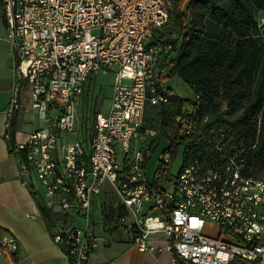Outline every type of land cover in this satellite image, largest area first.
Here are the masks:
<instances>
[{"label":"built area","instance_id":"1","mask_svg":"<svg viewBox=\"0 0 264 264\" xmlns=\"http://www.w3.org/2000/svg\"><path fill=\"white\" fill-rule=\"evenodd\" d=\"M170 3L0 0L15 57L7 111L20 109L26 83L31 107L44 123L16 141L19 168L25 176L35 174L38 186L32 192L38 202L71 219L55 224L53 234L68 264H86L97 243L91 205L105 183L125 208L120 225L141 250L155 249L153 237L162 234L172 264L264 261V174L246 169L247 148L233 127L218 125L194 139L209 114L177 115L180 134L189 139L179 171L163 174L160 188L146 176L144 165L159 129L145 125V110L167 101L156 84L165 85L175 54L164 31ZM99 70L114 74L112 95L108 111L95 115L85 144L77 137L76 108L88 77ZM171 155L167 147L158 162ZM208 224L215 226V236L205 231ZM4 249H17L13 236L0 239V254Z\"/></svg>","mask_w":264,"mask_h":264},{"label":"trees","instance_id":"2","mask_svg":"<svg viewBox=\"0 0 264 264\" xmlns=\"http://www.w3.org/2000/svg\"><path fill=\"white\" fill-rule=\"evenodd\" d=\"M259 11L264 14V0H171L170 19L164 31L175 54L167 76H180L195 98L184 99L170 87L157 83L158 92L167 101L148 104L144 117L145 125L158 128V136L169 140L171 159L177 145H189L175 117L191 114L192 119H197L209 114L208 122L194 139L206 137L218 125L233 127L247 148L246 169L264 174V18L262 22L257 18ZM151 109L156 110L157 126L147 114ZM9 143L15 147L13 130ZM153 153L151 148L146 162ZM171 159L159 161L155 167L152 181L158 188ZM39 206L43 216L52 221L47 208L40 202ZM118 207L121 217L126 211L122 204Z\"/></svg>","mask_w":264,"mask_h":264},{"label":"crops","instance_id":"3","mask_svg":"<svg viewBox=\"0 0 264 264\" xmlns=\"http://www.w3.org/2000/svg\"><path fill=\"white\" fill-rule=\"evenodd\" d=\"M15 77V57L0 9V239L9 235L17 241L15 251L4 249L0 254V264H68L62 249L53 240V234L55 224L69 223L71 219L51 212L52 221L43 216L39 202L32 192L38 186V180L34 173L27 176L21 173L19 161L22 154L15 147L11 148L9 143L12 130L16 143L41 126L32 124L24 128V123L29 120L27 114L36 112L31 107L29 86L26 83L21 92L20 109L8 113L10 89ZM81 99L76 108L79 119L82 118L79 113ZM97 113L101 111L96 110L91 118L94 119ZM92 134L93 128L90 131L85 126L80 129L77 137L88 144ZM161 141L162 137L159 136L151 141L154 152ZM107 189L111 187L105 183L101 192L92 200L91 225L98 240L90 250L86 264H172L173 254L165 248L166 242L162 234L153 237L155 249L141 250L132 243L130 232L120 225V218L125 217L126 212L118 217V210H114L111 218H105V211L101 208V196ZM115 198L116 204H121L117 196ZM74 222L81 224L82 220L76 218ZM262 242L264 243V229Z\"/></svg>","mask_w":264,"mask_h":264},{"label":"rangeland","instance_id":"4","mask_svg":"<svg viewBox=\"0 0 264 264\" xmlns=\"http://www.w3.org/2000/svg\"><path fill=\"white\" fill-rule=\"evenodd\" d=\"M257 18L260 22L263 21V12L259 11L256 13ZM114 83V74L108 72L106 70H99L88 77L87 81L84 84V93L81 99V105L79 108V113L82 118L79 119L81 122V128L87 126L90 131L93 128L94 119L91 118V114H95L96 110L101 111V113H106L109 107V101L112 95V85ZM164 84L170 87L179 97L184 99L193 100L195 98V93L191 89V87L178 75H171L164 77ZM54 114V112H53ZM149 117H153V125L157 126L158 120L155 118L156 110L151 109L147 112ZM28 121L24 123V128H28V126L34 124L35 126L44 125V123L38 118L37 113L27 114ZM74 138V135L70 136ZM169 146V140L165 137H162V141L149 158L145 173L149 180L152 181L155 167L158 163V159L160 154ZM183 152L184 148L182 144L177 145L176 152L174 153L173 158L170 161V165L168 170L164 172L165 176H170L176 174L183 162ZM121 160V154H119V161ZM116 195L114 191L111 189H107L103 192L101 198V208L105 211V218L112 217L111 212L117 210L118 204H116ZM205 231L215 236L217 231L214 225H206Z\"/></svg>","mask_w":264,"mask_h":264}]
</instances>
